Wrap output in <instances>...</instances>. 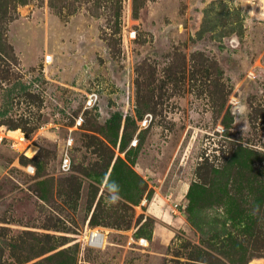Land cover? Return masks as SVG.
Listing matches in <instances>:
<instances>
[{
  "label": "rangeland",
  "instance_id": "374dc122",
  "mask_svg": "<svg viewBox=\"0 0 264 264\" xmlns=\"http://www.w3.org/2000/svg\"><path fill=\"white\" fill-rule=\"evenodd\" d=\"M257 261L264 0H0V264Z\"/></svg>",
  "mask_w": 264,
  "mask_h": 264
},
{
  "label": "built area",
  "instance_id": "2783aa9c",
  "mask_svg": "<svg viewBox=\"0 0 264 264\" xmlns=\"http://www.w3.org/2000/svg\"><path fill=\"white\" fill-rule=\"evenodd\" d=\"M98 102V95L96 92H91L89 95L86 96V101H85V107L86 108H91L95 106ZM61 170L62 171H67L69 169V162H67V157L64 156L62 161H61ZM102 240H103V235L99 231H95L90 238V245H93L95 247H101L102 245Z\"/></svg>",
  "mask_w": 264,
  "mask_h": 264
},
{
  "label": "crops",
  "instance_id": "0c3cea01",
  "mask_svg": "<svg viewBox=\"0 0 264 264\" xmlns=\"http://www.w3.org/2000/svg\"><path fill=\"white\" fill-rule=\"evenodd\" d=\"M34 61V60H33ZM173 189L174 190H172V192L171 191H169V193L167 192V191H163V196L162 197H159V198H157L158 200L157 201H155V203L156 204H158V205H162V204H165V203H167L169 200H173L174 202H177V200H180V198L181 197H179V194H178V192H179V186H177V187H173ZM165 193H167V194H165ZM178 194V195H177ZM175 211V210H174ZM177 211V210H176ZM163 213H164V210H163ZM162 213V214H163ZM160 216H161V214H160ZM164 216H165V214H164Z\"/></svg>",
  "mask_w": 264,
  "mask_h": 264
},
{
  "label": "bare ground",
  "instance_id": "6f19581e",
  "mask_svg": "<svg viewBox=\"0 0 264 264\" xmlns=\"http://www.w3.org/2000/svg\"><path fill=\"white\" fill-rule=\"evenodd\" d=\"M12 135H14V137L17 139V140H22V136L19 134V133H12ZM254 264H264V261L260 262V261H257L256 263Z\"/></svg>",
  "mask_w": 264,
  "mask_h": 264
},
{
  "label": "clouds",
  "instance_id": "9594fccd",
  "mask_svg": "<svg viewBox=\"0 0 264 264\" xmlns=\"http://www.w3.org/2000/svg\"><path fill=\"white\" fill-rule=\"evenodd\" d=\"M110 187H111V190L115 191L117 186H116L115 184H113V185H111ZM116 200H117V197H116V196H113V197H112V201L114 202V201H116ZM174 207L176 208L177 205H174Z\"/></svg>",
  "mask_w": 264,
  "mask_h": 264
},
{
  "label": "trees",
  "instance_id": "16d2710c",
  "mask_svg": "<svg viewBox=\"0 0 264 264\" xmlns=\"http://www.w3.org/2000/svg\"><path fill=\"white\" fill-rule=\"evenodd\" d=\"M85 101H86V99H85ZM116 118H118L119 119V116L117 115V117Z\"/></svg>",
  "mask_w": 264,
  "mask_h": 264
}]
</instances>
